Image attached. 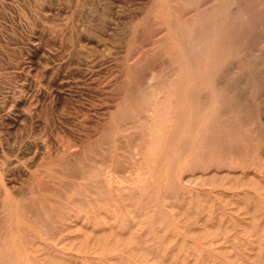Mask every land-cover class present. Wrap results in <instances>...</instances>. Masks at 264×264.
<instances>
[{"label":"rangeland","instance_id":"rangeland-1","mask_svg":"<svg viewBox=\"0 0 264 264\" xmlns=\"http://www.w3.org/2000/svg\"><path fill=\"white\" fill-rule=\"evenodd\" d=\"M0 264H264V0H0Z\"/></svg>","mask_w":264,"mask_h":264},{"label":"bare ground","instance_id":"bare-ground-1","mask_svg":"<svg viewBox=\"0 0 264 264\" xmlns=\"http://www.w3.org/2000/svg\"><path fill=\"white\" fill-rule=\"evenodd\" d=\"M184 1V0H183ZM204 12V11H203ZM208 12V11H207ZM239 13V12H238ZM205 15V14H204ZM179 16V15H178ZM251 16V15H250ZM179 18V17H178ZM180 20V19H179ZM179 20H178V22H179ZM216 21V20H215ZM181 23V22H180ZM210 24V23H209ZM215 24V23H214ZM174 25V24H173ZM219 25V24H218ZM185 26H188L187 24H185ZM180 27V26H179ZM174 28V27H173ZM233 29V28H232ZM234 29H235V27H234ZM241 28H239V30H240ZM221 30V29H220ZM241 31V30H240ZM176 32V31H175ZM190 32V31H189ZM219 33V32H218ZM229 34V33H228ZM231 34H233V33H231ZM236 34V33H235ZM178 36V35H177ZM179 37V36H178ZM222 37V36H221ZM228 38V37H227ZM230 38V37H229ZM232 38V37H231ZM238 38V37H237ZM223 40V39H222ZM229 41V40H228ZM231 41V40H230ZM228 44H230L229 42H228ZM210 45V44H209ZM198 47H199V45H198ZM216 47V46H215ZM195 49V48H194ZM214 58H216V57H214ZM219 61V60H218ZM217 61V62H218ZM213 64V63H212ZM214 66V65H213ZM210 69H212V68H210ZM203 70V69H202ZM175 74V73H174ZM203 74H205V73H203ZM177 75V74H176ZM204 76V75H203ZM194 81V80H193ZM213 82V81H212ZM214 84V83H213ZM221 85H222V83H221ZM194 88V87H193ZM196 90V89H195ZM189 92H191V90H189ZM192 93V92H191ZM220 95V94H219ZM158 109V108H157ZM203 113V112H202ZM211 114H212V112H210ZM158 115V114H157ZM226 116H228L227 114H226ZM208 123H209V121H208ZM207 124V123H206ZM206 126V125H205ZM152 131H153V129H152ZM106 132V131H105ZM154 133V132H153ZM188 133V132H187ZM107 134V133H106ZM153 135V134H152ZM157 137V136H156ZM159 137V136H158ZM160 138V137H159ZM205 138V137H204ZM209 139V138H208ZM159 140V139H158ZM208 141V140H207ZM162 143V142H161ZM209 145V144H208ZM210 146V145H209ZM155 148V147H154ZM155 150V149H154ZM213 151V150H212ZM156 152V151H155ZM77 153H78V151H77ZM74 154V153H73ZM134 154H135V156L136 157H142V152L140 151V149H138V150H136L135 152H134ZM147 154V153H146ZM82 156V155H81ZM80 156V157H81ZM147 156V155H146ZM148 159V158H147ZM73 160H74V158H73ZM155 160V159H154ZM138 161H140V160H138ZM142 161H140V169H142L143 168V166H142ZM178 164V163H177ZM73 165V164H72ZM103 165V164H102ZM105 167H106V169H107V165H105ZM177 167V166H176ZM176 167H175V169H176ZM95 171V169L93 170V172ZM100 172V171H99ZM88 173V172H87ZM102 174H104L105 175V180H104V182H105V184H104V186L105 185H107V186H110V187H114L115 189L117 188L118 189V181H116L115 179H113V177H112V174L111 173H109V172H106V173H102ZM140 175V174H139ZM116 178V177H115ZM188 178V177H187ZM113 181H115V182H113ZM123 181V180H122ZM128 181V180H127ZM139 182V181H138ZM125 185V184H124ZM134 185H136V184H134ZM145 185V184H144ZM126 187V186H125ZM143 187V186H142ZM144 187H147V186H144ZM127 188V187H126ZM128 189V188H127ZM139 189H141V188H139ZM120 190V189H119ZM122 190V189H121ZM105 191H106V189H105ZM118 191V190H117ZM123 191V190H122ZM122 191H120V192H122ZM125 191V190H124ZM101 192V191H100ZM106 192H108V191H106ZM105 192V193H106ZM112 192V191H111ZM101 193H104V191H102ZM114 193V192H113ZM124 192H122V194H123ZM127 193V192H126ZM119 194H121V193H119ZM109 195V194H108ZM96 196H98V195H96ZM104 196H105V194H104ZM104 196H103V198H104ZM123 197V196H122ZM121 197V198H122ZM97 198V197H96ZM100 198V197H99ZM106 198V197H105ZM18 200H19V198H17ZM100 200V199H99ZM114 200H116V198L114 199ZM110 203V202H109ZM116 213V212H115ZM120 213V212H119ZM104 214V213H103ZM193 214V213H192ZM93 217V216H92ZM99 218V217H98ZM109 219V218H108ZM100 220V219H99ZM92 224V223H91ZM102 224V223H101ZM70 228V227H69ZM185 230H186V228H185ZM135 234V233H134ZM142 249H144V248H142ZM139 251V250H138ZM58 253V252H57Z\"/></svg>","mask_w":264,"mask_h":264}]
</instances>
